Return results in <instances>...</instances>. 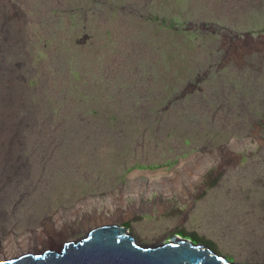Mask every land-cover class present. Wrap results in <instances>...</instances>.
<instances>
[{"label": "rangeland", "instance_id": "374dc122", "mask_svg": "<svg viewBox=\"0 0 264 264\" xmlns=\"http://www.w3.org/2000/svg\"><path fill=\"white\" fill-rule=\"evenodd\" d=\"M105 223L264 263V0H0V257Z\"/></svg>", "mask_w": 264, "mask_h": 264}, {"label": "water", "instance_id": "95a60500", "mask_svg": "<svg viewBox=\"0 0 264 264\" xmlns=\"http://www.w3.org/2000/svg\"><path fill=\"white\" fill-rule=\"evenodd\" d=\"M250 38L248 34H245ZM0 264H252L236 263L202 243L172 236L169 240L141 244L122 224L96 225L61 248H46L1 259ZM264 264V263H261Z\"/></svg>", "mask_w": 264, "mask_h": 264}, {"label": "bare ground", "instance_id": "6f19581e", "mask_svg": "<svg viewBox=\"0 0 264 264\" xmlns=\"http://www.w3.org/2000/svg\"><path fill=\"white\" fill-rule=\"evenodd\" d=\"M44 235L47 236V239L43 237V235H37L36 239L39 240L43 244V250L46 248H58L61 245V241L59 240V231L55 229L51 224H45L44 226ZM38 249H35L33 251H30L31 253H37ZM19 255V254H17ZM14 257V256H12ZM8 257H4V255H1L0 259H5Z\"/></svg>", "mask_w": 264, "mask_h": 264}]
</instances>
